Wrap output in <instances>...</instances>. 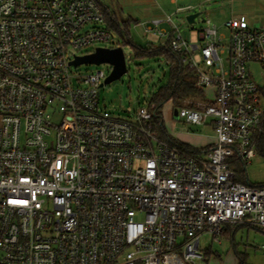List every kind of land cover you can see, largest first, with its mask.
Wrapping results in <instances>:
<instances>
[{"label": "built area", "instance_id": "built-area-1", "mask_svg": "<svg viewBox=\"0 0 264 264\" xmlns=\"http://www.w3.org/2000/svg\"><path fill=\"white\" fill-rule=\"evenodd\" d=\"M105 17L97 0H0V264H202V237L225 224L264 232V185L231 167L264 141V24L207 18L190 43L170 15L172 35L142 23L196 71L203 94L177 116L216 140L193 155L158 133L155 102L117 116L106 72H73L114 38Z\"/></svg>", "mask_w": 264, "mask_h": 264}, {"label": "rangeland", "instance_id": "rangeland-1", "mask_svg": "<svg viewBox=\"0 0 264 264\" xmlns=\"http://www.w3.org/2000/svg\"><path fill=\"white\" fill-rule=\"evenodd\" d=\"M125 0H103V3L117 13L120 21L127 20L135 12L137 24L131 23L130 31L135 42L140 45L154 43L159 45L164 41L163 37L145 31L141 22L145 21L141 14L137 13V7H123ZM201 0H188L181 4H197ZM160 9L171 10L169 0H157ZM218 4L205 3L190 11H184L174 15V21L179 26V31L190 43L198 42V32L205 24L204 20L209 18L212 21L220 17ZM166 11V12H167ZM200 12L194 23H189V13ZM134 16V15H133ZM254 26H261L260 24ZM114 38L110 42H95L92 45L78 51V56H85L94 52L98 47L115 48L121 45V37L113 30ZM124 49L127 72L119 79L104 83L105 79L112 72L113 66L108 62L103 63H80L72 65L74 73H94L98 70L106 72V78L102 80L99 94L101 107L106 108L117 116H131L139 106L148 105L153 94L170 78V68L162 57L142 58L136 57L134 50L129 46H122ZM196 59L202 64L199 52H195ZM255 78L261 81L262 68L260 65L252 66ZM201 97V96H193ZM182 104L167 102L162 108L163 127L166 133L175 139L188 142L190 145L201 148L215 142V132L212 126L189 124L183 118H179L178 110ZM243 164V165H242ZM232 169L237 171L244 168V178L254 186L264 185V141L260 144L257 153L244 165L239 161L232 164ZM264 232L258 227H240L234 237L220 236L214 240L210 235H204L201 239V247L209 248L211 251L209 259L202 264H239V254L245 257L247 264H264Z\"/></svg>", "mask_w": 264, "mask_h": 264}, {"label": "trees", "instance_id": "trees-1", "mask_svg": "<svg viewBox=\"0 0 264 264\" xmlns=\"http://www.w3.org/2000/svg\"><path fill=\"white\" fill-rule=\"evenodd\" d=\"M102 9L105 11V19L107 25L115 30L121 37V45H129L133 50L136 57L142 58H155L162 57L166 60L170 68V78L168 82L161 86L152 96L151 101L155 102L158 106L157 114L155 117V125L158 133L167 139H170L177 145L184 148L189 154L198 155L200 153L206 152L208 147L197 148L189 143L175 139L174 137L168 135L163 127V115L162 108L169 102L173 101L175 104H184V100L193 96H202L203 91L196 84V71L195 69L185 61V54L176 51L172 48L170 44L171 37H169L165 42L155 45L154 43H148L147 45H140L135 42L130 31V26L132 20L128 18L127 20L120 21L117 13L112 11L109 6L103 3V0H97ZM243 165V164H242ZM245 165V163H244ZM236 180L244 184H249L248 180L244 178V168L237 171ZM239 225L226 224L224 226V231L222 235L226 233H231L234 237L235 232L241 227ZM252 226V225H248ZM207 257H210L211 251L206 250L204 252ZM239 264H247L245 257L239 254Z\"/></svg>", "mask_w": 264, "mask_h": 264}, {"label": "crops", "instance_id": "crops-1", "mask_svg": "<svg viewBox=\"0 0 264 264\" xmlns=\"http://www.w3.org/2000/svg\"><path fill=\"white\" fill-rule=\"evenodd\" d=\"M186 1H188V0H169V3L171 5V7H170L171 10L169 13L167 10H165L163 8H161V9L159 8L160 5L157 4L158 3L157 0H125L123 2L124 3L123 7L124 6H126V7H133V6L135 7L136 6L137 7L138 6L137 10H136L137 13L141 14L142 17L145 19V21L144 22L142 21L141 24L142 23H151L152 20H154V19H161L160 27L169 31L170 34L172 35L173 26H172L171 22H168L167 20H165L166 16L170 15L172 17V22L178 26V24L174 21V15L180 14L184 11L187 12V11L193 10L194 8L198 7L199 5H202L201 3L203 2V0H201L197 4H191V3L181 4V3H184ZM209 3L218 4L217 6L221 8L220 12H219L220 17L215 21H212L210 19L213 23H215L217 25L222 26V24L227 19H229L231 17L241 18L243 20V22L249 26H254L257 24H260V25L264 24V0H216V1L209 2ZM203 4H205V3H203ZM189 6H192V8L189 9L188 8ZM179 8H184V9L182 11H178ZM189 14H191V13H189ZM135 15L136 14L134 12L132 14V16H129V17L132 20V22H135V24H137L139 22V20L137 18H135ZM178 28H179V26H178ZM199 32H198V38H199ZM163 39H164L163 42H165L167 40V38H163ZM186 143H188V142H186ZM208 146H210V145H208ZM208 146H204V147H208ZM204 147H201V148H204ZM236 178H237V174H236ZM230 225H232V224H230ZM243 226L256 227V226H248V225H244V224L241 227H243ZM223 231H224V227H223ZM231 234H232V232L230 234L226 233V235H224V236H229ZM206 235H208V234H206ZM220 236H223L222 233ZM202 250L205 252L206 250H209V248L208 249L202 248ZM207 259H209V257H207Z\"/></svg>", "mask_w": 264, "mask_h": 264}, {"label": "water", "instance_id": "water-1", "mask_svg": "<svg viewBox=\"0 0 264 264\" xmlns=\"http://www.w3.org/2000/svg\"><path fill=\"white\" fill-rule=\"evenodd\" d=\"M199 12L191 13L187 16L189 23H194ZM103 63L108 62L113 66L112 72L105 79L104 83H109L113 80L121 78L128 70L127 61L122 46L116 48L98 47L94 52L85 56L77 57L72 64L80 63Z\"/></svg>", "mask_w": 264, "mask_h": 264}]
</instances>
